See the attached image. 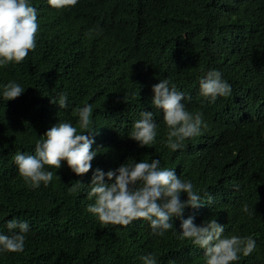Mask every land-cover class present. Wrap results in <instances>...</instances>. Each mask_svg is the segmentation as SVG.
<instances>
[{"label":"trees","instance_id":"16d2710c","mask_svg":"<svg viewBox=\"0 0 264 264\" xmlns=\"http://www.w3.org/2000/svg\"><path fill=\"white\" fill-rule=\"evenodd\" d=\"M124 1L130 0H78L58 10L48 0H29L38 12L36 48L22 63L0 67V234H12L7 222L14 218L29 231L24 251H0V264H143L148 254L157 264H201L199 246L179 238L180 218L157 236L146 220L102 227L87 210L95 202L88 198L95 170H115L121 165L110 166L130 158L159 159L162 168L177 162V175L201 198L219 190L223 197L200 210L202 217L189 207L183 218L193 216L197 225L216 219L224 236L253 237L257 251L233 264H264V120L235 128L218 101L194 104L196 79L210 70L237 82L253 79L256 86L246 89L264 95V0H158L147 23L141 1ZM163 79L189 89L187 110L204 114L210 144L187 162L180 152L194 140L171 151L167 126L158 125L153 146H136L128 136L141 113L152 112V86ZM13 81L25 91L5 101L4 87ZM60 92L67 93L66 109L51 102ZM86 104L97 133L92 147L99 148L92 169L78 176L62 161L60 169L46 166L54 173L47 187L31 188L14 155L35 154L36 141L60 121L79 128L78 110ZM72 185L77 192L69 193Z\"/></svg>","mask_w":264,"mask_h":264},{"label":"clouds","instance_id":"9594fccd","mask_svg":"<svg viewBox=\"0 0 264 264\" xmlns=\"http://www.w3.org/2000/svg\"><path fill=\"white\" fill-rule=\"evenodd\" d=\"M137 1H141L140 14L147 23L158 0H130L124 3L135 6ZM48 3L59 10L76 6L78 0H48ZM38 30V12L29 0H0V67L25 61L29 52L36 48ZM246 84L256 86L253 79L237 82L222 70H210L196 79L194 104L198 98L203 103L218 101L221 108L230 110L228 117L235 128L239 123L264 120V95L255 88L246 89ZM152 87V112L141 113V119L133 123L129 138L137 141L136 146H153L158 125H164L168 128L166 146L171 151L181 150L185 140H194L180 152L186 162L190 157L206 152L205 148L210 144L207 125L201 111L196 110L197 113L193 114L187 110L192 100L189 89L179 88L178 91L168 79L160 80ZM24 91L19 83L9 82L4 87L3 99L14 100ZM67 101L68 96L64 92L51 100L60 109L68 107ZM124 101L127 102L125 97ZM92 115V105L86 104L78 110L79 128L71 122L60 121L43 135L45 138L36 141L35 154L16 152L13 159L19 175L31 188H39L41 183L47 187L53 181L54 173L46 170V166L60 169L62 161H66L78 176L92 169V162L99 152V148L93 150L92 147L97 134L96 129L90 127ZM116 162L117 165L110 166L115 169L121 165L115 170H95L88 192V198H95V202L89 204L87 210L98 217L102 227H127L143 219L150 223L154 235L163 236L173 229L172 221L176 217L181 220L179 238L191 240L199 246L197 255L203 264H233L240 259L241 253L247 257L257 251L253 237L224 236V226L216 219L197 225L193 216L183 218L185 209L189 207L197 208L198 217H202L200 210H208L223 196L219 190H214L201 198L194 191L191 181L182 180L177 175V162L169 165L170 169L162 168L159 159L136 162L130 158L126 163L125 160L124 163ZM78 188L79 185H72L69 193L77 192ZM184 193L187 199L181 198ZM243 211H248L247 205ZM7 228L12 234H0V251L23 252L29 224L14 218L7 222ZM15 229L19 231H13ZM142 260L143 264H157L154 254L145 255Z\"/></svg>","mask_w":264,"mask_h":264}]
</instances>
